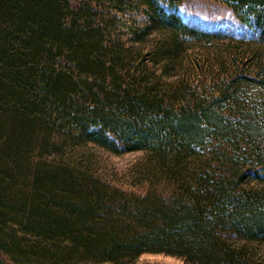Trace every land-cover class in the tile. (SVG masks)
Returning <instances> with one entry per match:
<instances>
[{
	"label": "trees",
	"instance_id": "obj_1",
	"mask_svg": "<svg viewBox=\"0 0 264 264\" xmlns=\"http://www.w3.org/2000/svg\"><path fill=\"white\" fill-rule=\"evenodd\" d=\"M181 1L0 0V264H264V0H223L237 38ZM87 144L146 152L143 190Z\"/></svg>",
	"mask_w": 264,
	"mask_h": 264
},
{
	"label": "rangeland",
	"instance_id": "obj_2",
	"mask_svg": "<svg viewBox=\"0 0 264 264\" xmlns=\"http://www.w3.org/2000/svg\"><path fill=\"white\" fill-rule=\"evenodd\" d=\"M183 20L193 26L206 30H223L226 33L237 37L248 36L252 29L243 24L234 14L232 8L223 0H183L175 8ZM141 19L136 12L127 13L123 19L129 22L131 19ZM120 30L126 31L121 25ZM126 36V35H125ZM191 51V58L194 56L202 59L203 50ZM189 59L188 61H190ZM192 61V60H191ZM181 75L195 78L196 69L191 63L180 71ZM77 159L88 164L90 171L111 182L112 184L131 191H142L144 183H139L141 174L139 168L146 161L147 154L144 151H129L112 153L104 148L87 144L77 150ZM82 157V158H81ZM260 256L264 258V246L260 247ZM93 264H112L109 262ZM129 264H191L181 257L164 253H143L135 263Z\"/></svg>",
	"mask_w": 264,
	"mask_h": 264
}]
</instances>
